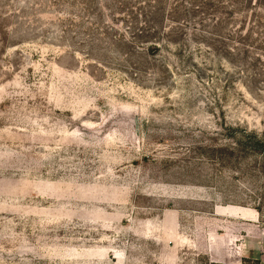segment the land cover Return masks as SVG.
I'll return each mask as SVG.
<instances>
[{
    "label": "rangeland",
    "instance_id": "1",
    "mask_svg": "<svg viewBox=\"0 0 264 264\" xmlns=\"http://www.w3.org/2000/svg\"><path fill=\"white\" fill-rule=\"evenodd\" d=\"M0 264H264V0H0Z\"/></svg>",
    "mask_w": 264,
    "mask_h": 264
},
{
    "label": "trees",
    "instance_id": "2",
    "mask_svg": "<svg viewBox=\"0 0 264 264\" xmlns=\"http://www.w3.org/2000/svg\"><path fill=\"white\" fill-rule=\"evenodd\" d=\"M257 210H259V211H260V209H259V208H257Z\"/></svg>",
    "mask_w": 264,
    "mask_h": 264
}]
</instances>
